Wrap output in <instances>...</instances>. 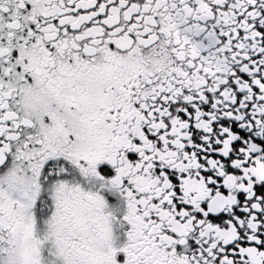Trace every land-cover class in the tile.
Wrapping results in <instances>:
<instances>
[{
    "label": "snow or ice",
    "instance_id": "1",
    "mask_svg": "<svg viewBox=\"0 0 264 264\" xmlns=\"http://www.w3.org/2000/svg\"><path fill=\"white\" fill-rule=\"evenodd\" d=\"M0 264H264V0H0Z\"/></svg>",
    "mask_w": 264,
    "mask_h": 264
}]
</instances>
